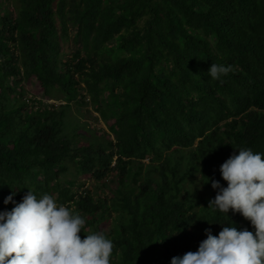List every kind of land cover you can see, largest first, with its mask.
I'll list each match as a JSON object with an SVG mask.
<instances>
[{
    "label": "trees",
    "instance_id": "1",
    "mask_svg": "<svg viewBox=\"0 0 264 264\" xmlns=\"http://www.w3.org/2000/svg\"><path fill=\"white\" fill-rule=\"evenodd\" d=\"M211 63L231 66L223 83ZM31 79L64 103L28 95ZM72 102L113 139L66 132ZM239 148L264 153V0H0V212L13 191L51 195L85 220L81 239L113 242L110 264H170L205 229L254 233L207 208ZM71 167L108 195L75 187Z\"/></svg>",
    "mask_w": 264,
    "mask_h": 264
},
{
    "label": "clouds",
    "instance_id": "2",
    "mask_svg": "<svg viewBox=\"0 0 264 264\" xmlns=\"http://www.w3.org/2000/svg\"><path fill=\"white\" fill-rule=\"evenodd\" d=\"M231 66L211 63L207 73L223 83ZM264 153L239 148L221 166L224 187L212 180L217 190L208 207L213 213L241 214L250 221L254 233L225 226L217 236L205 229L206 239L198 250L173 257L170 264H264ZM11 211L0 212V264H110L113 242L102 233L81 239L85 220L51 195L39 199L28 189Z\"/></svg>",
    "mask_w": 264,
    "mask_h": 264
},
{
    "label": "rangeland",
    "instance_id": "3",
    "mask_svg": "<svg viewBox=\"0 0 264 264\" xmlns=\"http://www.w3.org/2000/svg\"><path fill=\"white\" fill-rule=\"evenodd\" d=\"M70 41H65L62 44V52H61V57L65 59L66 57H69L70 55ZM25 88L28 93V95L35 97L36 99L42 100L44 102H54L56 104L59 103H64L62 96H59V98L54 99V98H49L47 97L44 93L39 91L35 87V81L33 79L27 81L25 83ZM56 98V97H55ZM75 125H79V129L77 130L78 132L84 134L85 136H91L92 135V130L95 135L99 137V140H102L103 137L105 139H113V135L107 132V125L103 120H101L97 113L93 110L91 105L89 103L83 104V105H78L74 102L70 103V106L68 108V121L66 122V132H68L70 135L72 134L70 132L69 127H75ZM103 136V137H102ZM87 141V138H82L81 142L85 143ZM145 162L147 161L146 159L144 160ZM67 178L74 180L75 181V187H78L80 183H84L85 187L90 188L95 195L97 194H106L107 190L104 191V193H101L102 191L100 190V187L102 186V181H95L94 179H89L82 177L81 175L76 176V172L73 169V167L70 168L69 173L67 174ZM105 183L110 189H113L115 187V182L113 177H107L105 179ZM197 187L200 189L202 192V186L199 182L196 183ZM80 189V188H79ZM104 190V187H102Z\"/></svg>",
    "mask_w": 264,
    "mask_h": 264
}]
</instances>
